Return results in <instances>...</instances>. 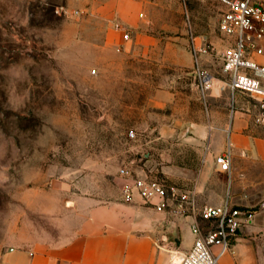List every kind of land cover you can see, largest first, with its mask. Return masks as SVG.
Wrapping results in <instances>:
<instances>
[{
  "label": "rangeland",
  "instance_id": "obj_1",
  "mask_svg": "<svg viewBox=\"0 0 264 264\" xmlns=\"http://www.w3.org/2000/svg\"><path fill=\"white\" fill-rule=\"evenodd\" d=\"M222 9L218 0H0V254L68 241L90 209L124 200L122 167L183 191L219 176L229 193L236 167L230 176L206 157L214 132L223 152L233 144V95L223 90L228 109L205 108L190 49L191 34L212 43L200 69L223 78L233 44L219 30ZM237 95L252 107L243 132L263 144L256 101ZM212 110L224 131L209 128Z\"/></svg>",
  "mask_w": 264,
  "mask_h": 264
},
{
  "label": "crops",
  "instance_id": "obj_2",
  "mask_svg": "<svg viewBox=\"0 0 264 264\" xmlns=\"http://www.w3.org/2000/svg\"><path fill=\"white\" fill-rule=\"evenodd\" d=\"M233 42L234 38H231L229 44ZM214 91L202 90L197 98L204 100L206 109H228L222 100L224 91ZM238 96L237 93L234 95L232 106L231 173L233 167L237 170L233 171L228 194L226 180L213 176L212 181H204L188 190L189 210L186 214L176 211L175 203H170V212L177 217L169 215L166 209L157 210L138 195L130 201L124 198L102 204L89 210L68 241L46 239L32 248H10L0 254V264H172L179 261L196 239L192 228L198 221L196 211L206 205H221L227 198L236 206L253 209L256 215L252 224L241 228L233 241V251L221 257L219 264H264V143L243 132L250 124L252 107ZM239 106L246 111L235 110ZM186 109L192 108L188 104ZM210 114L209 128L224 131L225 119L216 117L214 110ZM219 135L218 132L211 134L208 161L223 152L215 144ZM169 225L177 239L166 243L168 235L164 227Z\"/></svg>",
  "mask_w": 264,
  "mask_h": 264
},
{
  "label": "built area",
  "instance_id": "obj_3",
  "mask_svg": "<svg viewBox=\"0 0 264 264\" xmlns=\"http://www.w3.org/2000/svg\"><path fill=\"white\" fill-rule=\"evenodd\" d=\"M222 5L219 30L227 37L234 38L233 45L222 53L223 78L200 69L201 57L212 53L215 48L205 37L191 34V52L197 64L198 85L202 90L221 91L229 88L233 95L244 93L251 96L260 109L256 117L264 120V0H218ZM114 28L122 34L124 40L132 33L122 22L116 21ZM225 78V80H224ZM234 109H232V112ZM130 136H135L130 131ZM215 157L222 172L231 176V146ZM126 180L122 190L123 197L130 201L138 195L145 203L152 204L159 211L166 205L175 203L176 211L182 215L189 210V192L166 184L165 180L146 176L133 177L128 167L119 169ZM200 217L214 228L201 226L199 220L193 224L196 239L192 247L172 264H219L221 257L233 251V241L242 227L250 225L255 219V211L247 207L234 205L227 198L221 205H206L200 211ZM217 248L215 251L214 248Z\"/></svg>",
  "mask_w": 264,
  "mask_h": 264
}]
</instances>
